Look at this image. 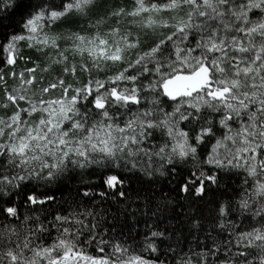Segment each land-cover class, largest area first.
Masks as SVG:
<instances>
[{
  "label": "snow or ice",
  "instance_id": "6c2138e0",
  "mask_svg": "<svg viewBox=\"0 0 264 264\" xmlns=\"http://www.w3.org/2000/svg\"><path fill=\"white\" fill-rule=\"evenodd\" d=\"M97 2L16 0V9L27 10L25 34L0 41V51L7 52L4 65L30 59L17 48L27 41L36 52L54 50L45 55L49 67L61 66V76L40 87L37 72L48 69L39 64L33 62L32 67L7 76L0 67V109L12 108L0 115V214L18 219L15 201L21 195L31 206L56 203L52 185L77 169L93 166L104 169L105 190L93 193L89 188L82 195L111 196L115 212L56 213L50 226L39 217H25V222L35 223L22 238L14 226L0 230V243L9 245L2 253L7 264H165L160 257L167 258L168 252L156 243L164 240V231L151 230L149 225L145 234L141 252L157 253L155 258L130 251L128 242L136 228L129 221L149 211L155 217L160 206L149 208V197L143 208L133 207L137 201L129 200L125 178L113 173L138 170L141 160L150 164L153 158L159 161L156 172L163 174L161 170L170 165L167 172L175 173L180 161L195 159L201 145L209 143L203 163L211 167L186 178L180 185L182 193L203 199L212 186L218 190L226 177L238 175L236 169L246 173L244 185L247 178L253 185L251 191L244 189L235 207L232 202L221 203L214 224L189 216L187 251L172 260L264 264V0H135L132 11L121 7L112 12L117 21L147 13L140 21L142 28L172 29L155 39L147 31L140 37L114 26L91 38L74 35L72 47L61 49L60 37L45 31L70 14H86ZM165 12L169 19L153 16ZM66 52L79 54L82 62L72 63ZM114 65L126 66L106 80L89 79L83 87H73L63 78ZM9 77L18 80V86L10 87ZM56 89L61 91L59 97L44 98ZM164 101L171 111L165 110ZM140 105L144 107L134 108ZM145 172L153 174L150 169ZM232 214L236 220L229 218ZM186 215L177 212L176 233L188 225ZM245 217H259L258 226L245 229L241 219ZM132 239L136 240L134 234ZM88 248L99 255L89 254Z\"/></svg>",
  "mask_w": 264,
  "mask_h": 264
},
{
  "label": "trees",
  "instance_id": "16d2710c",
  "mask_svg": "<svg viewBox=\"0 0 264 264\" xmlns=\"http://www.w3.org/2000/svg\"><path fill=\"white\" fill-rule=\"evenodd\" d=\"M110 0H98L97 4L88 11L86 14H70L69 17L63 18L59 21L51 24L49 29L46 31L50 36L60 37L58 43L61 49H70L73 45L74 35H86V37L91 38L96 33L104 34L110 30L111 27L119 26L122 31L127 30L131 32L134 36L143 37L147 31V34L155 39L158 36L169 34L171 28H156L154 31L146 30L140 26V21L147 17V13L142 14L141 17H129L125 16L119 19L113 17L112 15H105L104 11L106 8V2ZM119 5H126L124 9L126 11H132L135 8V0H114ZM13 2L11 6L9 3ZM32 3H37L39 0H31ZM60 0H56L59 3ZM160 2V0H158ZM16 0H0V17H3L2 24H0V41H4L5 37L15 34L17 32H23V23L27 15L25 9H16L14 7ZM26 11V12H23ZM106 17H105V16ZM162 17L164 19H169V13L153 14L154 18L156 16ZM75 27H78L75 28ZM73 28L75 30H73ZM73 30V31H72ZM72 33L70 35L69 33ZM60 34V35H59ZM146 43H151V41H146ZM138 51V50H137ZM54 50H45V52H36L33 48L24 47L20 50V54L27 60H17L16 65L7 66L4 65L3 61L6 59L5 52L0 51V67L4 68V74L11 71H16L17 73L24 71L27 67H32L33 62L39 64L42 68L48 69L44 72H37V80L41 81L40 87L47 85L49 82H54L57 77L61 76V66L54 65L49 67L48 57L45 53L52 54ZM69 56V61L72 63L79 64L82 62L79 54L67 53ZM86 59V57H85ZM126 65H114L104 68L101 71H93L91 74L77 72L75 77L64 76L66 83H72L73 87H83L89 79L92 78H107L114 75L118 70ZM18 80L8 78V85L10 87L18 86ZM36 86H33L35 90ZM0 94H2V89H0ZM31 95V92L29 93ZM55 94H61L59 89L50 92L47 97H51ZM12 108L7 110L0 109V114L7 112L10 113ZM183 127V124H181ZM221 133H217L219 136ZM191 135V133H190ZM211 144L201 145L198 149V154L195 159L189 158L180 161L177 165L175 173H168L167 167L162 169L160 172H156L152 168V175L146 174L145 169L147 167H139L138 170L134 169L131 172L127 170H119L117 173L120 174L126 181V188L129 192V200L135 199L137 201L133 207L143 208V201L151 197L148 207L151 209L160 206L161 210L157 213L155 217L152 216L151 212L148 215H139L134 220L129 221V225L136 224V228L133 229V233L128 235V242L131 245L130 251H134L137 254H144L148 258H155L157 253H142L143 241L145 234L150 230L149 225H151V230L164 231L166 237L163 241L157 240L158 248H161L168 252L167 258L161 256V259L165 260V264H175L172 258L175 256L179 258L187 251L185 245H187L188 240L191 239L188 236V229L191 225V220L189 216H195L198 220H201L205 225H211L215 223L217 210L221 203L232 202V206L235 207V201L239 200L247 188L251 191L252 180L248 179V185L243 184V180L246 178V173L241 169L233 170L238 173V175H233L230 178H225L224 181L219 186L217 190L216 186H212V191H209L207 195L201 199L196 197L194 193H182L180 191V185L185 182V179L190 177L193 172H198L203 170L208 172L211 166L204 165L203 161L209 153ZM198 161V162H197ZM201 161V162H200ZM200 162V163H199ZM201 164V165H200ZM154 169H157L159 162L155 161ZM98 166H93L92 168L86 170L77 169L75 173L69 175L68 178H62L63 182L58 180L54 185H52V190L57 196L56 203L52 205H42V206H31L27 205L23 200V195H21L16 201L15 206L20 213L18 219H11L4 217L0 214V230L6 229L9 225L14 226L17 229V233L20 238L34 225L35 221L32 219L25 222V217H39L41 221L49 224L53 219L54 214H67L69 212H80L87 209H92L93 211H100L101 214H107L109 210L115 212L116 206L113 205L111 196L108 199H103L99 195H94V197H86L82 195L85 190L91 188L93 193H98L104 191V186L101 183V175L104 169H98ZM131 176V179L128 177ZM57 189H61L57 191ZM111 192V190H109ZM9 197L5 196L4 200L7 201ZM118 203L123 204L122 201L118 200ZM7 206V205H5ZM185 211L187 215L185 219L188 220V225H186L182 231L176 233L177 220L175 219L177 212ZM230 219L236 220V214H232ZM243 220V225H247L250 217L241 218ZM239 222V221H238ZM205 227V231H207ZM127 231V230H126ZM175 233V234H173ZM135 235L136 240L133 241L132 235ZM5 235H9L5 232ZM53 235L55 232L53 231ZM188 237V239H185ZM12 240L17 239V236H11ZM200 239H204V236H200ZM7 248L9 245H6ZM3 243H0V254L2 255ZM87 251L92 254L99 255L94 248H88ZM25 255L30 256V252H25Z\"/></svg>",
  "mask_w": 264,
  "mask_h": 264
},
{
  "label": "rangeland",
  "instance_id": "374dc122",
  "mask_svg": "<svg viewBox=\"0 0 264 264\" xmlns=\"http://www.w3.org/2000/svg\"><path fill=\"white\" fill-rule=\"evenodd\" d=\"M14 1V0H13ZM153 2H156V3H160V2H158V0H153ZM12 3L13 2H10L9 3V6H11L12 5ZM126 5H119L117 2H115L114 0H110L109 2H106V8H105V11H104V14L105 15H112V12L113 11H115L116 9H118V8H124ZM27 11V10H26ZM26 11H23V12H26ZM104 15V16H105ZM106 17V16H105ZM24 18H27V15L24 17ZM53 24V23H52ZM75 28H77L78 29V27H75ZM49 29V27H47L46 29H45V31H47ZM111 29V26H110V28L108 29V30H110ZM73 30H75L74 28H73ZM72 30V31H73ZM73 33V32H72ZM72 33L70 32L69 34L70 35H72ZM15 34H25L24 33V31L23 32H17V33H15ZM60 35V34H59ZM86 36V35H85ZM27 41H21V42H19L18 43V45H17V48H18V50L20 51L22 48H24V47H26L27 46ZM5 56H6V58H7V52H5ZM134 58V57H133ZM108 78V77H107ZM107 78H100V77H97V78H92V79H98V80H106ZM61 94H55V95H53V96H51V97H59ZM69 95H72V93H69ZM48 98H50V97H47V98H45V99H48ZM168 103L169 102H167V101H164V107H165V110L166 111H171V108L168 106ZM21 106H26L25 104H24V102H21ZM135 107H141V108H143L144 107V105H140V106H134V108ZM4 113H2V114H0V115H3ZM36 117H33V119H35ZM221 135V134H220ZM160 143H163V141H159ZM211 148V147H210ZM210 150V149H209ZM210 152V151H209ZM209 154V153H208ZM155 161H157V162H159L157 159H155V158H153V160L150 162V164H149V162H147V161H145V160H141V162H140V164L138 165L139 167H147L148 169H150V170H155L153 167H155L156 165H154L155 164ZM198 162V161H197ZM201 162V161H200ZM199 162V163H200ZM201 165V164H200ZM205 165V164H204ZM152 168V169H151ZM152 170V171H153ZM251 180H252V178H250ZM252 185H253V181H252ZM260 220V218L259 217H255V218H251L250 217V220L248 221V223H247V225L245 224V225H243V227L245 228V229H248V228H250V227H252V226H258V224H257V222ZM47 242V241H46ZM7 245V244H6ZM8 250V248H7V246H5V244H3V248L1 249V252L3 251V252H5V251H7ZM89 254H91V255H96V254H92V253H89ZM140 254V253H139ZM0 261H3V264H7V261H6V259L3 257V255H1L0 254Z\"/></svg>",
  "mask_w": 264,
  "mask_h": 264
}]
</instances>
